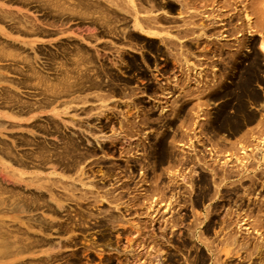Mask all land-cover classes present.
<instances>
[{
	"label": "rangeland",
	"instance_id": "obj_1",
	"mask_svg": "<svg viewBox=\"0 0 264 264\" xmlns=\"http://www.w3.org/2000/svg\"><path fill=\"white\" fill-rule=\"evenodd\" d=\"M62 1H61L62 4L67 2V1L69 2V3L67 2V5L65 3V6H67V7H68V5L70 7V6H74L76 4L75 0L74 1L73 0H62ZM91 1H94L95 3H97L98 0H91ZM105 1L99 0L98 2H101L102 4L104 2V5H106L105 8L108 7V12L104 11L105 15L107 16L106 19H108L106 21H110V20H116L117 21L118 20V24L115 21L116 24L113 23L112 25H114V27L116 29H118L117 31L119 32V34H121L122 32H126L127 36H126V34H124L125 37L120 36L121 38H118V37H114L113 35H110L108 33H105L106 35L101 34L100 30H99L100 29L99 27H101V26L98 23H97V25L93 23V20L96 17L98 19V17L100 16L98 14H93L94 9L88 10V12H90V13L85 12L87 10H84V11L82 10V12L85 13L83 15L84 17L74 15V17H71L70 19H64L63 22L65 21L66 23H68V24L65 23V26L63 25L64 23L62 24L60 21L59 24L60 23L62 24V25L60 24L61 25L60 27H62L61 29H64V28L67 29V27L70 25L68 27L70 29H67L66 30L67 32L64 35L58 34L56 31V30H58L57 28H55L54 31H52V29H49V30H51V33H48V34L46 33V34H43L41 36L36 35V34H34V36H31L33 34H30V36L28 34L26 36V34H20V33H14L16 35H14V34H12V35L15 36L16 38L23 40V41L29 40V41H35L36 42L35 44H37V45L43 44L40 47H42L43 49L45 48L44 50H48V49L54 50L55 45L60 40L65 39L66 37H69L70 35L73 36L75 39H77L78 36L85 38L84 36H86L87 34L89 35V33L90 34L93 33V34H95V36L97 38L99 37V39L94 37L93 39H90V40L86 39L83 42H80V41L79 42L81 44L89 46V47L92 46L93 48H95V46H96L95 49H97L98 51L102 50L103 46H106L107 48L104 50L105 51L104 53H105V55L107 54L106 57L108 56L107 58H109V59H107V60L110 63H114L115 61L117 62L119 60V59H117L118 55L113 54V53H116L117 50H120L123 52L121 56H124V57H122L120 67H118L120 72H121V73L119 72L118 78L121 77L119 79H121V80L123 79V80L117 81V82H110V83H112L110 85H112V86L117 85L119 87L116 86V88H115L116 91H111V92L108 90L102 91V92L98 91V90H96V91L91 90L90 92H86L85 93L86 95L89 94V96L87 95V98H88L87 102L88 103L83 104V105L81 103H78L79 105L75 104V105H77V107L73 105L75 107V109H73L74 108L73 107L72 109L67 110V115L66 114L62 115V116H60V118H58L57 116L56 117L54 116L55 113H60L65 109L64 108L65 106H60V105H63V104H60L61 103L60 100L57 102L58 104L57 103L51 104L52 106H47L46 109H45V107H42V106H40V109H37L38 107L35 106L37 108L33 109L32 110L33 112L30 111L31 112L30 113L26 110L27 114L25 115V112H22V111L18 112L17 109H15L13 111L14 107L10 106L12 104H10V105L8 103L3 104V102H5V100L4 99L2 100V97L5 98L7 94L10 97L11 94H14V95H16V98H18L20 101L22 100L21 98H23L22 102L23 101L27 102L29 99L30 100L33 99L31 102L34 103L35 102L34 100H38L40 98L37 96V93L39 91L38 90L39 89L38 88L39 87L38 86V80L37 81L34 80L35 82L34 81L31 82V84L33 83L32 85L30 84V82L28 83L31 87L33 86V88L29 87V89L28 88L24 89L21 86L17 87V86L13 85V82H15V81H13V79L16 80L15 85H17V83H18L17 81H19L21 79L20 76H18L16 74H12L10 72H6L5 75L8 77L9 81L11 78V81L10 82L9 81L6 82L5 80H1L2 82L0 81V116H1L0 123L2 122V125L0 124V127H1L0 128V148L2 147L1 142L4 143L2 145H5L4 148L2 147V149H5L6 145L8 144L7 147L9 148V146H10V148H9L10 150H12L11 149V147H12L14 150L15 156L18 157V156L25 155V153H26V155L34 154V156H38V154H36V149H35L36 145L34 144L35 142L31 141V143H30V140H35L38 142L44 141V143L46 145H48L49 147H50V143H57L60 146V144H62V141L59 140V134L60 133L55 132V130H51L48 127L49 128V131H48L49 135H48V134H45L42 131H40V129H38V131H37L36 128L29 126L30 123H34V121H35L37 125L44 127V123L46 124L48 122L49 116H51L50 117L51 119H58L59 121L64 120V125L62 128H64V126L68 127V128L71 127L72 129L67 128V131H68V133H71L76 138L78 136L77 132L78 133L82 132L83 134H85V136L81 137L80 139L77 138L79 141V147H78L79 151L85 153L89 149L92 150L94 146L96 147V145H98L97 140L103 144L102 148L96 147L97 149L95 151L96 152L95 155L92 156V154H90L91 156H89V157H91V158H88L85 161L86 163L84 164V166L88 164L86 170H88V168H93L92 171H94V176H92V177H95L96 180H99L102 178L101 172L105 171L104 173H106L107 167H114L115 166V167L121 168L123 173H121V170H119L120 172L115 171V173H111L112 177H110V179L108 178L107 180L110 181L111 184H113L114 179H116V178H120V182L125 181V180L126 181L128 180V182H130L129 186H128V189H129L128 192L125 190H123V191L117 190V192L115 194L117 196L118 193H120V194L122 193L121 196L124 198H122L119 194L117 197L118 198L121 197L122 200L118 203H123V204L125 203L124 206L128 205L130 209H124L125 207L123 206L124 208L120 207V212H119V211H116L113 209L115 206L114 204L112 206V205H104L106 203H104V204H102V203L101 204L100 203H98V204L92 203L91 204L90 203V204H87L88 205L87 206L86 204L83 203L84 207L85 206H87V207L83 208V205H82V208H80V209L85 211V213L86 212L92 213L93 215H95L94 217H96V215L98 214L96 212H98L99 210H100V212H105L106 214L107 213L109 214V212H111L112 215H114L115 217H118L119 215H121L122 219L124 220V223L123 222H111L108 224L109 226L106 225L105 227L102 228V227L98 226V224H102V223L100 221H99L100 223L96 222L98 220H96L94 217H92L95 219L94 221H93V219L90 220V219L85 218V221L87 219V221L89 223L88 224H87V222L84 223L86 225L82 227L81 232L79 229L78 230L75 229L74 231L72 229V231H73L72 237H74L75 239L77 237L76 240L80 241V243H81V244H78L79 246L85 247L86 244H88V243L90 245V243H92V242H94V243L98 242L97 238H99L102 233L107 234L106 235L107 238L110 239V241L107 240L108 242H110L109 247L103 248L101 244H97L98 245L96 247L97 252H95V253H93L94 251L90 252L91 257L86 253L87 255L85 254V256H83L84 259L82 258L83 259L82 262L86 261V263H87L86 258L90 257L91 258L90 260L92 261V262H90V264H141V263L145 264V262H146V264H148L149 262L151 264H168V263L169 264H183V263L184 264H200L202 261H203V263H201V264H219V263H222V264H238L237 259H240V258L242 260L248 259V256L251 258H254V259L257 256H258V258L259 257L262 258L261 256L264 253V251H263V249H264V245H263V243H264V223H263L264 222L263 221L264 220V212L262 210L264 208V206H263L264 205V203H263L264 202V183H263L264 178H260L262 176H259V173L262 174L264 172V171H262V170H264V160H263L264 159V147H263L264 146L263 145L264 144V142H263L264 141V91H263L264 85H262V84H264V79H263L264 78V53H262L260 51L259 46L262 43L261 42L262 37H264V23H263L264 21L262 22L263 19L261 18V16H260L261 19L260 18H259L260 20L258 19V16L255 14L253 9L255 7L256 11H257V7H258V10H259V11H257L258 13L261 12L260 9H262V11H264V6H263L264 0L260 1L261 4L258 2V4H260V6L258 5L257 7L255 5H253V4H255V2H253V3L251 2L254 0H239L240 2H238V0H235L238 3L235 2L234 0H229V1L224 0L226 2H223V3L220 2L222 0H217V2H219L221 4L230 3L229 8L228 7L226 8L225 4H224L222 7L223 10H221V8L219 9L218 7H213V5L212 6L210 5L211 7L208 6L209 7V9H208V7H206V8L203 7L202 6L203 4L202 5L199 4L197 7H195L196 9L193 8V6H190L191 8L195 9L194 10L195 12L193 10H190L191 9L190 7H189L190 9H188L189 10L188 12L187 11L185 12L184 10L182 11V13L184 12L185 14H181V12H179L181 17L178 15L179 13L177 14V12H178L177 7L174 11H172L170 9L171 10L170 12L166 11V10H169V8L167 9L166 7H161L160 9L154 8V10H153L152 8L148 9L150 7V3H147L149 5H145V3H144V5H143V2L141 0H139V1L136 0V6H138V3H140V4L142 3L141 5L144 6V8H146L148 10L152 9L151 13H153V15H155L154 13H156L157 15L160 14L163 16V15L169 13L170 15H172V18H175L176 20H178L177 21L178 23L174 20L175 23L171 22L172 24L167 25V24L163 23V26L159 25V27H161V31H163V30L164 31L163 32L158 31V34L160 35L158 38L157 37L153 38L152 36H149L151 38L150 39L148 37V35L141 34L140 38L142 41L138 40V30L135 28L136 23L138 22L135 19L136 16L138 17V10H133V9L131 10L130 9L131 7H128V5L126 4V0H122V2H125L123 5L120 4L122 2H119L120 5L117 4V1H119V0H115L116 2L114 0H110V1L105 0ZM162 1L166 2L168 0H161L160 2H162ZM179 1H181V0H179ZM182 1L187 2L188 0H182ZM231 1H232V3H231ZM14 2H16V4ZM14 2L12 0H9V1L8 0H2V1L0 0V7L3 10H8V11L13 10V12L15 11L19 15H22L25 12L24 14L28 15L31 18L34 17V19L40 24L52 22L51 19L53 17L52 18L47 17L50 21L47 20L46 17L43 18L44 13L42 10H39L38 7H35L36 4H32V6H31L30 3H29L30 5L25 3L26 6L25 5L23 6L24 3H22V2L19 3L20 1L14 0ZM175 2L177 3V1H175ZM1 3H3V4H1ZM9 3H11V4H9ZM73 3H74V5H73ZM114 3H115V6H112V5H114ZM151 3L153 5V2H151ZM17 4L18 5L22 4V6H20V5L18 6ZM116 4L118 5L117 8H116ZM125 4H126V6H125ZM178 5H180L179 2H178ZM216 5H217V3H216ZM256 5H257V3H256ZM230 6H232V8ZM28 7H33V8L29 9ZM122 7H125V8H122ZM217 8L219 10H221V13L223 15H225V17H224L221 14L220 17H221L222 21H224V22L226 21L224 23V25H226V26H225L224 31H223L224 28L223 29L220 28L221 30H218V33L216 32V34H215L213 32L212 33L209 32L208 27L211 28L212 24H210L206 20L205 17L211 18V16H212V18L215 17L216 18L215 20H218L217 15L219 14V12H218ZM26 9H28V10H26ZM123 9H125V10L122 11ZM136 9H138V8H136ZM178 10H179V7H178ZM28 11H30V12H28ZM128 11H129V13H128ZM115 12H117V13L115 14ZM87 13L89 14L88 15L89 20L92 21L91 22L92 24L90 23V21L88 20V18L86 16ZM112 13H114V14H112ZM142 13L143 12H141V15H142ZM119 14H121V15H119ZM243 14L244 15L249 14L250 17L253 18V22L256 21L255 23H257L258 25H261L262 29L254 28V29L248 30V32H247V29L243 28V27H245L244 26V20H243V17H244ZM113 15H115V16H113ZM144 15L148 16V14H144ZM190 15L191 16L193 15L195 17L197 16V18L194 17L193 20L192 19L190 20L189 19V17H191ZM229 15L232 18L231 21L233 20L231 22V25L227 23V22H230L229 21V18H230ZM92 16H93V20L91 19ZM115 17H116V19H115ZM185 18H187V19H185ZM119 19H122V21H120ZM204 19H205V22L206 23L208 22L209 24L208 23L206 24L204 22ZM6 21H8V20L5 19L4 22H0V30L3 29L5 33H9L10 31L8 30V28L6 26L7 25ZM46 21H48V22H46ZM101 22L102 21H100L99 23H101ZM212 22H215V21H212ZM189 23H190V25L193 24V26H190V27H192V28L195 27V31H193V34L190 33V35H188V36L180 34L179 35L180 41H179L178 37H176V35H175V34H177L176 33L177 29L174 27L178 26L180 29L178 31H183V27H185L186 24L189 25ZM194 24H196V26ZM201 24L202 25H204V24L205 25H211V26H207V27L205 26L206 27L205 29L207 31L206 32V31H202V29H198V28H200ZM227 24H228V27H227ZM166 25H167V28H166ZM218 25H216V26L214 25V26L217 27ZM42 27H44V25H42ZM46 28H48V27H46ZM207 28H208V30H207ZM218 28H219V26H218ZM235 28L237 29V32L235 31L236 30ZM231 29L232 30L234 29L233 32L235 31V33H233L231 31ZM256 29L257 30L259 29L258 32ZM84 30H86V31H84ZM91 30H93V31H91ZM251 30L253 31V33L250 32ZM254 30L256 31V33L254 32ZM127 32H130L131 34L127 33ZM222 33H223V35H222ZM238 33H239V35H238ZM128 34L130 35V37ZM82 35H84V36H82ZM207 36L210 38V41H206V42L215 41L219 38L224 37L223 39H227V42H228V44L227 43L225 44V45H227L226 48L227 47L228 48L229 47H232V48H236V47L240 48L241 47L240 48L241 56L247 54V60L249 59L248 62H251L253 64L254 63L258 64V67L260 68V72H258L259 74L257 75V77L258 76L263 77V78L258 77L259 78V79L257 78L258 80L253 81L254 82V88L256 87L257 94L259 95V97H258V95H256L257 100L258 99L259 100L258 101L256 100L253 102V103H256L255 106L251 102L250 103L245 102L246 113H248L247 111H249L248 114L250 115V113H251V115L253 117L251 115L250 116L253 118L254 121L252 122V120H250L251 122L249 123V119H251V117H249V119H248V115H247L246 118H247L248 122H247V120H244V124L239 128L240 131L237 132L238 134L240 132V134L238 136H237L236 132L234 134H233V132H229L230 134H232L231 135L232 137H230L227 134H225L227 132L224 133L222 131L216 132V135H215L214 130L218 131V128L215 127L214 129H212V127H211V122L213 123V121H215V122L217 121L216 125L218 124V118H217L218 116L217 115H218V113L220 115L221 108L225 107L226 104H229L228 105L229 107H226V111L229 109L228 110L229 112L227 111L228 113H230L231 115H233V114L237 115L238 113H236L237 112L236 110H237V107L239 104H237L238 102H236V100L233 101L230 99H223V98H220L221 96L219 98L218 97L216 98L215 93L216 94L218 93V88L216 86L217 81H216V78L214 79V76L217 75L216 72L219 71V68L223 64H226L227 61L228 62L233 61L236 63L237 60L236 59L233 60L232 57L227 56L228 54H226V48H224V47L220 50L221 52L219 51L220 55L218 54V52L214 53L212 51L214 49V47H212L210 44L207 45L206 43H204L205 40L208 38ZM226 36H228V38ZM142 38H144L146 41L144 42L143 41L144 39H142ZM162 38H169L170 39L168 41L169 43H165L163 41L160 42V40ZM157 39H160V40L157 41ZM173 40H175V41H173ZM69 41H70V43L74 42L73 39H69ZM263 41H264V39H263ZM63 42H65V41L63 40ZM149 42L151 45H152V43L156 44L158 47H160V49L162 48V50L165 49V47H166L165 51L166 50L170 51V53L166 51V53H168V55L164 53V57H163V55H160L163 57V58L162 57L161 58L164 59V61L163 60L157 61L158 59H160V56H159V58H156V62H158V63H157V65L155 63L154 66L155 67L157 66V68L152 66L155 71L150 72V73H152L153 78H156L154 80L153 84H155L156 86H157V84L162 85L163 89L165 91L164 90L162 91L160 88H155L151 83L147 84V82H148L147 80L144 81L142 79H138V73H137L138 70L137 71L132 70V69L128 68V65H126V64H128V62L138 63V57H139L138 55L139 54H146L148 57L153 55L150 53V51L148 50V47H147V44H149ZM159 42H160V44H159ZM172 42H174L175 45H177L179 43V45L177 47H175L172 45L173 44ZM176 42H178V43L176 44ZM200 42H202V43H200ZM70 43L68 42V45ZM204 45H206L207 48ZM230 45H232V46H230ZM144 46H145V48H147V50L149 52L146 49H144ZM171 46L174 47V49H172ZM181 46H183V47H181ZM196 46H198V49ZM170 47L172 50L170 49ZM204 47L206 48V50L207 49L208 50L206 51L207 53L205 52V54H202V53H204ZM25 48H26V52L17 51V53L21 52L20 53V54H22V56L20 55L21 57H24V56L29 54L32 57L38 56L40 58V59H38L39 63H43L46 61V59L39 53V51H41V50L38 49L36 51L34 49H30V47H25ZM36 48H37V46H36ZM177 49H179V51ZM175 50H177V51L175 52ZM180 50L181 51L186 50L188 53L186 51L185 52L183 51L180 55V52H181ZM163 51H161V52H163ZM171 52H172V54L174 53L175 55L170 56ZM177 52H179V53H177ZM184 53L186 55H182ZM160 54H163V53H160ZM213 54H215V55H213ZM166 55L168 56V59L166 58ZM187 55L190 56L191 59H188L189 57ZM204 55H206V56H204ZM209 55L210 56L213 55L212 59ZM173 56H175V58H173ZM208 56H209V58H208ZM252 57H254V58H252ZM255 58H256V60H255ZM5 59L7 60L8 58H5ZM199 59H200V62H198ZM126 60H127V62H126ZM165 60L168 62V72L170 73L169 74L168 72H166L168 75L167 74L165 75V73H162V70H166L165 69L166 65H164ZM224 60H227V61H224ZM247 60H244L245 63H248V62H246ZM256 61H257V63H256ZM181 62H182V65L180 67L179 63H181ZM186 62H187L188 66L186 65ZM192 62L193 63L195 62L196 65H195V63L193 64ZM230 63L231 62H229V64ZM6 64H10V59H8L6 62L0 61V66L6 65ZM121 64H122V66H121ZM190 64L192 65V67L194 69L192 71L191 75L194 74L196 76L198 73L199 74H200V72L202 73V74H200L201 77L199 79L197 77L196 80H192V78L190 76L186 77V75H183V74L187 73L186 72L187 69H188L187 74L190 73L189 72L190 71L189 69L191 67ZM204 64L206 66H208V65H211V66H209L210 68H208ZM91 65H87V67L90 66L89 68H92V66L94 64L92 66ZM254 65H252L251 67L253 68ZM183 66L184 67L187 66V67L184 68ZM195 66H197V67H195ZM118 68H116V69L118 70ZM137 68H138V64H137ZM181 68H182V70L185 71V73H183L182 71L180 73L179 70ZM195 72H197V74H195ZM180 74H182L181 77H180ZM154 76H156V77H154ZM166 77H170V78H166ZM179 77H180V79H179ZM17 79H19V80H17ZM170 80H173V82ZM226 81L228 82V80H225V82ZM11 82H12V84H10ZM53 82H55V81H53ZM156 82H157V84H156ZM167 82L169 84H167ZM176 82H178L177 86H176ZM35 84H37V85H35ZM120 84H122L123 86ZM125 84L127 85V88L124 87V86H126ZM147 85H148V87H151L152 89L155 88L156 93L154 90H152L150 88L147 90L148 93L146 94V92L144 90H145V87H147ZM173 85H174V87H173ZM120 87H122L121 88L122 90H120L122 92L119 91ZM3 88L6 89L7 94L4 91L5 89H3ZM8 89L11 91L12 90L13 91L16 90V91L11 92V91H8ZM124 89H125V91H123ZM258 89H259V91H258ZM1 90H2V92H1ZM153 91L155 94H153ZM10 92H11V94H10ZM27 92H28V94H30L32 96H30V95L28 96ZM16 93H18L21 97H18V94H16ZM95 93L98 95H104V96H106L108 94L109 96L107 95L108 97L106 96L107 97L106 99H109V100H107V101L105 100V102H102V101L98 100L99 98L98 99L95 98L97 96ZM122 93H123V95L120 96ZM2 94H4V95L6 94L5 97ZM33 94H36V95H33ZM85 94H83V93L77 94V97L78 96L80 97L81 95H82V97H86V96H84ZM34 96H36V97H34ZM162 97H165V98H162ZM166 97L168 99H166ZM212 97H214V98H212ZM25 98L26 99L28 98V100L26 101ZM74 98H76V97H74ZM91 98H93V99H91ZM65 99H66V97H64V99H62V101H66ZM30 100L28 101L29 103H31ZM156 101H160V105L158 104V106L155 107ZM230 102L235 106H233ZM140 103L142 105H139ZM5 104H7V105L4 106ZM100 105L105 106V107L102 108ZM8 106H10V110H8L9 108L6 109V107H8ZM88 106H89L88 110H90L91 112H89L90 115H85L84 113H86V110H87L85 108H87ZM95 107L96 108L98 107L99 109L97 108L95 110ZM53 108H54V110H52ZM83 109L85 110V112H83L84 111ZM232 109H233V112H232ZM217 111H219V112H217ZM234 111H236V112H234ZM14 112H16L15 114H16L17 118L18 119L21 118V119L18 120L16 118ZM20 112H22L24 115L22 114V116H21ZM17 114L20 115V117ZM107 114H108V117H110V119L107 117ZM214 114L217 117L214 116ZM99 115H101V116H99ZM46 116H48V117H46ZM7 117H11V118L15 117V120L9 119ZM79 117H82V118H79ZM105 117H107V118H105ZM72 118L76 119L75 125H76V123L78 124L77 130L74 129L72 126L73 125V123L71 121ZM103 118H105V120ZM131 118H132V120H131ZM90 119L91 120L93 119V120L90 121ZM241 119H243V118L241 117ZM2 120H4L6 123L10 122L11 125H8L9 123L7 125H5L6 123ZM28 120H30V121H28ZM111 120H112V123H111ZM117 120L119 121V123ZM124 121H126V122H124ZM134 121H136V122H134ZM257 121H259V122H257ZM3 122L5 124H3ZM11 122L17 123V124L19 123L18 124L19 126L18 125L15 126ZM132 122H133V125L135 123V125H134L135 130L138 129V133L133 132L132 134L134 136L129 137V140L131 143L130 142L126 143V140L122 139L124 141L119 140L120 143L111 144L112 142H110V141L112 139V136L115 134L113 132H117L119 129H121L122 128L121 126H123V128L133 127V126H130ZM245 122L247 123V127H244V126H246ZM61 123L63 124V122H61ZM20 124H22V125H20ZM25 124H27V126H25ZM123 124L126 126H124ZM249 124L251 126H249ZM257 124H258V126H257ZM12 125H14V127H12ZM260 125H261V127H260ZM7 126H9L10 128H7ZM136 126H138V127H136ZM3 128H5V129H3ZM241 130H243V131L241 132ZM53 132H55V133H53ZM223 135H225V136H223ZM26 136H28V138ZM233 136H234V138H233ZM110 137H111V139H110ZM20 138H22V140ZM84 139H85V141H83ZM164 139L168 143L169 149L172 150V154H173L172 162L169 161L170 163L162 166V169L159 168V170L154 169V171H151L146 166L147 159H145V156H146L147 150L152 148L153 143L164 140ZM223 139L225 140L226 143L228 142L227 144H225V142H223V144L226 146L225 148H227L228 147L227 145L230 144L229 147L231 149L227 148L229 151L227 149L224 150V148H222L221 144H222ZM237 139H238V141H236ZM239 139L242 140L243 143ZM18 140H19V142H17ZM218 140L220 141L221 144L219 143ZM24 141H26V142H24ZM230 141H232V142H230ZM239 141L241 143H239ZM133 142H136V143H133ZM256 142H259V143L257 144ZM29 143L33 147H30L31 145L28 146ZM94 143H97V144L95 145ZM218 143L221 145V147H220V145H218ZM232 143L233 144L235 143L236 145L238 143L240 144V145L238 144L239 146L234 145L235 148L239 147V149H234L235 151H237V150L239 151V152L237 151L238 154L236 152H234V150L232 149V147H233ZM81 144L84 145V147H88V149L83 147L84 149H86V150H83L81 147L82 146ZM241 144H243V147ZM244 144H246V145H244ZM260 144H262V145H260ZM14 145H15V147L16 146L17 147L15 148ZM23 145H25V146H23ZM115 145H117V146H115ZM249 146H251V147H249ZM219 147L222 148V152H221V149ZM255 147H257L256 150L254 149ZM218 148L220 149V151L218 150ZM241 148H246L245 150H247V151L249 150L248 151L249 153L247 152V154L250 157V160L252 159L251 155L255 157V154L257 151L262 153L259 156H256V158L252 159V164H254V165L247 167V170L246 169L242 170L240 167V164H239V161H242ZM98 149H100V150H98ZM123 149H124V152L122 151ZM250 149L252 151H250ZM26 150L28 153L25 152ZM22 151L24 154L22 153ZM29 152H31V153H29ZM120 152H123V153H120ZM224 152H226V153H224ZM233 153H236V155H234ZM229 154L230 155L232 154L231 155L232 157L231 156L229 157ZM0 157L3 160H5L4 163H7V165L4 166L2 159H0V170H2V172H3L2 173L0 171V173H1L0 174V178H1L0 182L3 184V186L7 184L6 187H8V182L6 181V179L8 180L10 178L11 180H8L9 181V187L8 188H10L9 191L12 190L11 188H13V187L18 188V186H19L18 189L15 188L16 190H14V192L16 191L15 193L19 194L20 191H21L20 193L25 191V192H23L22 196H24L25 194H27V196H29V193L31 192V191L29 192V190L36 191L39 193L44 192L43 189H41V190L39 189L40 191L38 189L36 190L35 186H29L26 188V184H25L26 182L25 181H28L26 178H28L30 183H31V181L33 180V179L30 180V178H32L31 176L35 177L36 175H41V176L47 177V176L51 175L50 177H52L54 170H56L55 174L63 175V174H61L62 172L57 169L54 162H52L53 164L50 163V164L42 166L39 163V160L37 157H36L37 160L35 159L36 162L33 161V163L32 162L29 163V165L31 167L29 168V166H28L27 167L28 169L23 168L20 165L16 166L17 164L13 163L14 160H13L12 156L6 157L3 155V153L1 154V152H0ZM11 157H12V160H11ZM5 158L6 159L8 158V159L6 160ZM9 159L12 161L11 163H10ZM95 159L96 160L99 159V160L96 161ZM228 159H230V160L234 159V160L230 162V160H228ZM87 161H88V163H87ZM132 162H137L136 163L137 166L134 169H132V171H131L129 169V166L131 168H133L135 166ZM227 162L230 164L226 169H224V170H226V173L224 172V175H223L221 172L222 166H223L222 164L227 163ZM8 163H9V165H8ZM89 163H90V165H89ZM12 164H16V165H12ZM35 164H37V165H35ZM33 165L35 166V168H33L34 167ZM40 166L42 168H39ZM142 166H144V167L146 166L144 169L145 175L140 174V171H141L140 168ZM37 167H38V169H37ZM3 168H5V170ZM260 169H262V170H260ZM3 170L8 171V172H12L13 170H15V171L19 172V173H17L18 175H20L19 177H21L22 172H24L25 174L23 173V175H25V176H22V177L25 178L26 180L23 182L22 181L20 182L18 180L20 178L17 176V174H16V176L14 174V173H16L15 171H13L12 175L10 173L6 172V173H8V175H7V174H5V172ZM9 170H11V171H9ZM242 171H245V172L242 173ZM58 173H60V174H58ZM30 174H31V176H30ZM9 175H10V177H9ZM65 175L70 177L69 174H65ZM71 175H72L71 177L74 176L73 173ZM12 176L18 177V179L15 178V179H17V180H15ZM263 177H264V173H263ZM4 180H5L6 184H4L5 182H2ZM11 181H14L16 183L18 182L19 185L17 183V185L14 186L16 183H12ZM10 182H11V185H10ZM34 182L36 183L37 181L34 179ZM115 182H116V180H115ZM12 184H13V186H12ZM252 184H254V185H252ZM117 186H119V185H117ZM22 187H24V188H22ZM154 187L158 190L157 191L154 190V192H153V190L151 191V189H153ZM4 188H5V186H4ZM148 190L150 192H153V193L145 192ZM144 192H145V194H144ZM146 193H148L147 194V195H149L148 197L146 196ZM3 194H5L4 195L5 197L4 196L2 197ZM143 194L145 195V197L142 196ZM10 195L11 194L8 192V190H6V191L4 190V192L1 194V198H4V199L7 198L8 199V198H10ZM6 196H9V197H6ZM134 197L136 198L135 201H134V199H135ZM129 200L130 201L132 200L131 201L132 203L134 201L135 204H132L131 202H129ZM89 202H91V201H89ZM154 202H155V204L157 203L156 207L159 206L158 207L159 209L153 208L154 210H152L153 211L152 212L150 209V206H151V203L154 205ZM257 203H258V205H257ZM71 204H72V206H71ZM145 204H147L148 206L147 205L145 206ZM65 205L67 208H69V213L67 212V214L62 213L61 215H56L54 213L52 214V212L48 211L47 209L45 211V208H41L42 209V210L40 209L41 211L37 210L35 212H32L31 215H34L33 217L36 218L38 216H35V214L37 215L39 213L38 214L39 217L44 219V220H54V225L56 223L57 224L68 223L69 221L64 222L67 219V216H68V219H71L73 217V219H71L69 223L75 224L74 219L77 218V215L79 212L77 213L76 211H78V210L77 209H75L76 211L74 210L75 206L73 207V203H66ZM92 205H95V206H92ZM94 207L95 208L97 207V208L95 209ZM160 207H162V208H160ZM86 208H88L89 211H87ZM92 208L94 210H92ZM2 209L6 210V211L4 212ZM9 209H11L10 210L11 212L7 211ZM148 209H149V212H148ZM12 210H15V211H12ZM17 210H18V208L13 207V206H11V207H9L7 205L6 206H0V211H3L2 213H0V223L1 224L4 223L3 225L5 226V228L10 230V232L13 230V232L16 231V233L22 234L21 235L22 238L20 237V235H18L16 233L12 234V235L10 234V236L15 235V237H19V239H27V237L30 238V236H28V235L32 234L31 237L35 238V239L30 238L32 240H38V238H41V237H45L47 239L50 238L51 243H52L51 245H53V244L55 245L58 242H60V239H64V238H67L68 236H70L69 234H67L68 236L66 234H63L64 236L62 234L61 235L58 234L57 226L52 228V230H50L49 233L47 232L48 234L41 232L40 229L35 227V224H32L33 223L32 221L29 222L25 218V214L22 215V214L18 213ZM127 210H129V211H127ZM156 210H158L161 213V214L160 213L157 214L159 217L154 213V211H156ZM150 211L152 212V214L154 213L153 216H151V217L154 218V216H155V218H154L155 221H153V223L148 224V222H150V219H148L150 217V214H148V213H151ZM13 212H15V213H13ZM48 212H50V213H48ZM9 213H11V214H9ZM235 213L238 215V217H237V215L235 217ZM71 215H72V217H71ZM56 216H58V217H56ZM22 217H24V218H22ZM97 217H98V215H97ZM119 218H120V216H119ZM119 218L117 220H120ZM3 220L4 221L7 220V222H4ZM8 221H9V224H8ZM114 221H116V220H114ZM146 221H147V223L144 224ZM95 222H96V224H95ZM142 222L144 225L142 224ZM24 223L25 224L27 223V225L32 224V226H34V227H32L33 229L32 228L29 229V228L25 227L26 225ZM231 223H232V225H231ZM147 224L149 225V228H147L148 230L146 229V227H148ZM235 224H242V226H244L243 228H245V229H244V231L242 230L243 234H241L239 236L236 234ZM11 226H13V228ZM143 226H145V227H143ZM188 226H190L192 228V232H193L192 234L193 235L192 234L190 235V233L187 231ZM98 227H100V228H98ZM207 227L209 230L207 229ZM232 227L234 229H232ZM16 228L19 231L15 230ZM25 228H27V229H25ZM85 228H87V229L85 230ZM90 228H91V230H90ZM21 229H23V232ZM102 229H104L105 232L100 231ZM150 229H152L151 233L152 234L154 233V237H156L157 246H155L153 244L154 242L152 243L153 244L152 245L151 243H149L150 241H148V238H149L148 235L149 234L146 231H149ZM109 230H110V232H109ZM141 230H142V232L145 231L147 234L145 232H143L144 234L142 236V232H140ZM204 230H205V232H204ZM246 230H248V231L245 232ZM53 231H56V232H53ZM24 232H25V237L29 233L26 238L23 237ZM257 232L259 235L257 234ZM261 232L263 235L260 234ZM1 234L2 233H0V241L3 238L4 239L2 241H4L6 238L5 242L8 241L7 238L11 239V240H16L15 237L11 238L10 236H6V235H4L5 236L4 237L3 234L2 235ZM33 234L36 235L37 237H35ZM82 234H84V235L81 236ZM44 235H48V236H44ZM236 235L238 236V238H237L238 242L234 241V236H236ZM260 235L262 236L263 240L261 239ZM145 236H148V237L146 238ZM259 236H260V238H258ZM143 237H145V240ZM244 237H245V239H244ZM80 238H82V239H80ZM88 238H89V242H88ZM146 239H147V241H146ZM142 240H144V241H142ZM239 240L242 241L243 243L240 242ZM141 241H142V243H141ZM82 242H83V244H82ZM143 243L144 244L147 243V244H145V246H143L144 245ZM241 243H242V246L245 243L243 247H240ZM248 243H249V245H248ZM261 243L263 246L261 245V248H260L259 244H261ZM238 245H239V248H238ZM44 246H40V247L38 246L40 248V249L38 248V250H40L42 252ZM48 246H45V248H49ZM139 246H142V248L146 247L145 251H140ZM185 246H187V247H185ZM255 246H256V248H255L256 251L254 249ZM67 247L71 248V245L67 246ZM73 247L74 246H72V250L68 249V248L65 250V251L71 250L70 252L69 251L65 252L66 255L68 253L71 254V252H73V250L76 249L75 247L73 249ZM245 247H246V250H245ZM262 247H263V249H262ZM154 248L156 249V252L154 250H152ZM258 248L260 249V251ZM38 250H36V252H35V249H34V250H32L33 252L29 251L26 254L23 253L21 255L13 254L11 256L9 254L10 256L8 255V257L4 253H2V254L0 253V264H8V263L9 264L10 263L11 264H22V262H23V264H25V263L29 262L30 260H31L30 262H34L35 264H37L39 261H41L42 256L43 257L45 256L42 253L47 249L43 250L42 253ZM212 251L215 253H213ZM256 252H258V253L262 252L261 253L262 255L259 254L260 255L259 256L258 253H256ZM143 253H146V254L148 253V254L146 255ZM245 253H246V255H245ZM138 254L140 257L138 256ZM215 254L217 255L216 257H215ZM80 255H81V253H80ZM152 255H153L155 260L152 258ZM149 256H151L150 258H152L153 260L152 259L149 260L150 258L149 259L146 258ZM258 258L255 259V262H257V264H259L260 262L262 264H264V255L262 258L263 260H261L260 258L258 259ZM259 260H261V261H259ZM217 261H219V262H217ZM30 262L27 264H32ZM49 262L50 263H48V264H61V261L58 259H56L55 261L49 260ZM83 263H85V262H83Z\"/></svg>",
	"mask_w": 264,
	"mask_h": 264
},
{
	"label": "bare ground",
	"instance_id": "obj_2",
	"mask_svg": "<svg viewBox=\"0 0 264 264\" xmlns=\"http://www.w3.org/2000/svg\"><path fill=\"white\" fill-rule=\"evenodd\" d=\"M2 1V0H1ZM9 1V0H8ZM13 2H14V0H12ZM16 1H20L19 3H24L23 4V6L25 5L26 6V4L25 3H27V4H31V6H32V4H36L35 5V7H38V9L39 10H42L43 11V13H44V16H43V18L44 17H49V18H52L51 20H52V22H49V23H38L35 19H34V17L33 18H31V17H29L28 15H26V14H22V15H19V14H17L15 11L13 12V10H11V11H8V10H3L1 7H0V22H4V20L6 19V20H8V21H6V26H7V28H8V30L10 31L9 33H5L4 32V30L3 29H1L0 30V61L1 62H6L8 59H10V64H6V65H1L0 66V81L1 80H5L6 82L7 81H9V79H8V77L5 75L6 74V72H10V73H12V74H16V75H18V76H20L21 77V79L19 80V79H17V80H19V81H17L18 83H17V85H15L16 83V80L15 79H13V81H15V82H13V85L14 86H21V87H23L24 89H29V87H31L28 83L30 82V84H31V82H33L34 80H38V93H37V96L38 97H40L38 100H34L35 102L33 103V102H31L32 100H30V102L31 103H29L28 101V98L26 99V101L27 102H22V100H23V98H21L22 100L20 101L18 98H16V95H14V94H11V92L13 91H11V90H9L8 89V91H11L10 92V97L8 96V94H7V92H6V89L5 88H3V89H5L4 91L6 92V97H5V95L4 94H2V95H4V97L5 98H3L2 97V100L4 99L5 100V102H3V104L4 103H8L9 105L10 104H12V105H10L11 107H14V109H13V111L15 110V109H17V111L19 112V111H22V112H25V115L27 114L26 112L28 111V112H30V111H32L33 109H35V108H37V109H40V106H42V107H45V109H46V107L47 106H52L51 104H54V103H57L59 100L61 101V103L60 104H63V105H60V106H65L62 110V112H60V113H55L54 114V116L56 117H58V118H60V116H62V115H67V110H69V109H72L74 106H76L77 107V105H75V104H78V103H81L82 105L83 104H86V103H88L87 102V95L89 96V94H85L86 92H90L91 90H98V91H116L115 90V88H116V86L117 85H114V86H112V85H110V84H112V83H110V82H117V81H122L121 79H119V78H121V77H119L118 78V76H119V72H120V70H119V68L118 67H120V63H121V60H122V57H124V56H121L122 55V51H120V50H117L116 51V53H113V54H117L118 55V58L117 59H119L117 62L115 61L114 63H110V62H108V60L107 59H109V58H107L106 57V55H105V49L107 48L106 46H103L102 47V50H100V51H98L97 49H95L96 48V46H95V48H93L92 46L91 47H89V46H86V45H83V44H81L80 42H83V41H85L86 39H88V40H90V39H93L94 37H96L95 36V34H93V33H89V35L87 34L86 36H84V35H82V36H84L85 38H83V37H80V36H78L77 37V39H75L73 36H69V37H66L65 39H62V40H60L56 45H55V49L54 50H52V49H48V50H44L42 47H40L41 45H43V44H41V45H37V44H35L36 42L35 41H29V40H25V41H23V40H21V39H19V38H16L15 36H13L12 34H14V33H20V34H26V36L29 34V36H30V34H33V35H31V36H34V34H36V35H39V36H41V35H43V34H48V33H51V30H49V29H52V31H54V29L55 28H57L58 30H56L57 31V33L58 34H61V35H64V34H66V30L67 29H70V28H68L67 27V29H61L62 27H60L63 23V25L65 26V21L63 22V20L64 19H70L71 17H74V15H78V16H80V17H84L83 15L85 14L84 12H82V10L84 11V10H87V11H85V12H88V10H93L94 9V12H93V14H98V15H100L99 17H98V19H97V17L93 20V16H92V20H93V23L94 24H96L97 25V23L101 26V27H99L100 29V33L101 34H105V33H108V34H110V35H113L114 37H118V38H121L122 36H124V34H126V32H122L121 34H119V32L117 31L118 29H116L115 27H114V25H112L113 23H115V21L116 20H110V21H106V20H108V19H106L107 18V16L105 15V12L104 11H106V12H108V7L107 8H105L106 7V5H104V2H103V4L101 3V2H98L97 1V3H95L94 1H91V0H75L76 1V4L74 5V3H73V5L74 6H70L69 7V5H68V7L67 6H65V3H66V5H67V2H65V3H61V1L62 0H16ZM74 1V0H73ZM105 1V0H104ZM108 1V0H107ZM110 1V0H109ZM115 1V0H114ZM139 1V0H138ZM142 2H143V5H144V3H145V5H149V4H147V3H150V7L148 8V9H150V8H152L153 10H154V8L155 9H160L161 7H166L167 9L169 8V10H166V11H174L175 9H176V7H177V14L179 13V12H181V14H185L184 12L182 13V11L184 10L185 12L187 11H189L188 9H190L191 7L190 6H193V8H195V7H197L199 4L200 5H202L203 7H208V6H212L213 5V7H218L219 9L221 8V10H223L222 9V7H223V5L225 4V7L227 8H229V4L230 3H224V4H221V3H223V2H226V1H224V0H222V1H220L221 3H219V2H217V0H188L187 2L186 1H179V0H168V1H166V2H160L161 0H141ZM175 1H177V3L175 2ZM229 1V0H228ZM235 1V0H234ZM260 1H263V0H254V1H251L252 3L253 2H255V4H253V5H255L256 7L259 5L260 6ZM4 2V1H3ZM63 2V1H62ZM106 2V1H105ZM116 2V1H115ZM119 2H122V0L120 1H117V4H119ZM151 2H153V5H152V3ZM178 2L180 3V5H178ZM235 2H237V1H235ZM238 2H240L239 0H238ZM237 2V3H238ZM258 2L260 3V4H258ZM15 4H16V2H14ZM13 3V4H14ZM18 3V2H17ZM69 3V2H68ZM107 3V2H106ZM110 3V2H109ZM113 3V2H112ZM125 2H122V3H120L121 5H123ZM216 3H217V5H216ZM231 3H232V1H231ZM256 3H257V5H256ZM1 4H3V3H1ZM9 4H11V3H9ZM29 4V5H30ZM116 4V8L118 7V5ZM119 4V5H120ZM126 4L128 5V7H131L130 9L132 10H138V17L136 16L135 17V19L138 21H136L137 23H136V26H135V28L138 30V40L140 41L141 40V38H140V35L141 34H145V35H148V37L149 36H152L153 38L155 37H159L160 35L158 34V31L160 32L161 31V27H159V25H162L163 26V23H165V24H172L171 22H173V23H175V21L177 22L178 20H176L175 18H172V15H170L169 13H167V14H165V15H160V14H156V13H154L155 15H153V13H151V10H148V9H146V8H144V6H142L140 3H138V6H136V0H126ZM126 4H125V6H126ZM215 4V5H214ZM222 6H221V5ZM250 4V3H249ZM18 5V4H17ZM20 6H22V4H19ZM18 5V6H19ZM72 5V4H71ZM240 5V4H239ZM108 6V5H107ZM112 6H115V3H114V5H112ZM210 6V7H211ZM221 6V7H220ZM262 6V5H261ZM264 6V5H263ZM72 7V8H71ZM121 7V6H120ZM178 7H179V10H178ZM190 7V8H189ZM201 7V6H200ZM212 7V8H213ZM231 8H232V6H230ZM253 7V6H252ZM251 7V8H252ZM25 8V7H24ZM29 9L30 8H33V7H28ZM122 8H125V7H122ZM136 8H138V9H136ZM165 8V9H166ZM193 8H191L190 10H195V9H193ZM217 8V9H218ZM225 8V9H226ZM260 8V7H259ZM263 8V7H262ZM35 9V8H34ZM37 9V8H36ZM110 9V8H109ZM112 9V8H111ZM171 9V10H170ZM208 9H209V7H208ZM218 9V12H219V14L217 15L218 16V20H215L216 18L215 17H213L212 18V16H211V18L210 17H205L206 18V20L210 23V24H212V26L211 25H202L201 24V26H200V28H198V29H202V31H206V27L207 26H211V28L210 27H208L209 28V32H213V33H215L216 34V32L218 33V30H221L220 28H224L223 29V31L225 30V26L226 25H224V23L226 22H224V21H222L221 20V17H220V15L222 14L221 13V10H219ZM250 9V8H249ZM26 10H28V9H26ZM113 10V9H112ZM125 9H123L122 11H124ZM128 10V9H127ZM163 10V9H162ZM204 10V9H203ZM213 10V9H212ZM243 10V9H242ZM245 10V9H244ZM254 12H255V14L258 16V19L260 18V16H261V18L263 19L262 20V22L264 21V11H262V9H260V13H258L257 11H259L258 10V7H257V11H256V8L254 7ZM38 11V10H37ZM130 11V10H129ZM129 11H128V13H129ZM208 11V10H207ZM21 12V11H20ZM28 12H30V11H28ZM39 12V11H38ZM141 12H143L144 14H148V16H146V15H144L143 13H142V15H141ZM153 12V11H152ZM155 12V11H154ZM159 12V11H158ZM195 12V11H194ZM204 12V11H203ZM213 12V11H212ZM253 12V11H252ZM40 13V12H39ZM88 13H90V12H88ZM87 13V18H88V20H89V14ZM117 12H115V14H116ZM125 13V12H124ZM173 13V12H172ZM32 14V13H31ZM107 14V13H106ZM112 14H114V13H112ZM126 14V13H125ZM132 14V13H131ZM174 14V13H173ZM191 14V13H190ZM206 14V13H205ZM208 14V13H207ZM119 15H121V14H119ZM134 15V14H133ZM176 15V14H175ZM179 16H180V13L178 14ZM189 15V14H188ZM199 15V14H198ZM212 15V14H211ZM223 15V14H222ZM233 15V14H232ZM244 15V14H243ZM31 16V15H30ZM51 16V17H50ZM113 16H115V15H113ZM118 16V15H117ZM116 16V17H117ZM131 16V15H130ZM129 16V17H130ZM177 16V15H176ZM178 16V17H179ZM191 16V15H190ZM209 16V15H208ZM216 16V15H215ZM224 17H225V15H223ZM230 16V15H229ZM104 17V18H103ZM116 17H115V19H116ZM181 17V16H180ZM194 17L195 16H191V17H189V19L191 20H193L194 19ZM38 18V17H37ZM36 18V19H37ZM86 18V17H85ZM127 18V17H126ZM188 18V17H187ZM187 18H185V19H187ZM195 18H197V16L195 17ZM235 18V17H234ZM260 18V19H261ZM231 16H230V18H229V21L230 22H227L228 24H230L231 25V22L233 21H231ZM257 19V18H256ZM255 19V20H256ZM259 19V20H260ZM38 20V19H37ZM44 20V19H43ZM47 20H49L48 18H47ZM120 21H122V19H119ZM126 20V19H125ZM128 20V19H127ZM175 20V21H174ZM243 20H244V26L245 27H243V28H245V29H247V32H248V30H250V29H254V28H259V29H262L261 28V25H258L257 23H255V22H253V18H251L250 17V15L249 14H245L244 15V17H243ZM50 21V20H49ZM61 21V25L59 24V22ZM90 21V20H89ZM96 23H95V22ZM100 21H102L101 23H99ZM212 21H215V22H212ZM42 22V21H41ZM45 22V21H44ZM46 22H48V21H46ZM92 21H90V23H91ZM117 22V24H118V20L116 21ZM204 22H205V19H204ZM207 22V23H208ZM261 22V21H260ZM178 23V22H177ZM192 23V22H191ZM206 23V22H205ZM206 23V24H207ZM208 23V24H209ZM216 23V24H215ZM219 25H218V24ZM264 23V22H263ZM66 24H68V23H66ZM89 24V23H88ZM92 24V23H91ZM90 24V25H91ZM116 24V23H115ZM188 24V23H187ZM186 24V26L185 27H183V31H178V30H180L179 29V27L178 26H176V27H174V28H176L177 29V34H175L176 35V37H178V39L180 38L179 37V35L180 34H183V35H185V36H188V35H190V33H192L193 34V31H195V27L194 28H192V27H190V26H193V24L192 25H190V23H189V25H187ZM228 24H227V27H228ZM256 24V25H255ZM261 24V23H260ZM42 25H44V27H42ZM75 25V24H74ZM120 25V24H119ZM167 25H166V28H167ZM195 26H196V24H194ZM216 25H218L219 26V28H218V26L217 27H215ZM63 26V27H64ZM77 26V25H76ZM183 26V25H182ZM206 26V27H205ZM46 27H48V28H46ZM171 27V26H170ZM178 27V28H177ZM230 27V26H229ZM237 27V26H236ZM79 28V27H78ZM92 28V27H91ZM165 28V29H166ZM169 28V27H168ZM208 28H207V30H208ZM233 28V27H232ZM240 28V27H239ZM124 29V28H123ZM127 29V28H126ZM197 29V30H198ZM236 29V28H235ZM244 29V30H245ZM258 29V30H259ZM170 30V29H169ZM234 30V29H233ZM233 30L231 29V31L233 32ZM243 30V31H244ZM257 30V29H256ZM258 30H257V32H258ZM3 31V32H2ZM50 31V32H49ZM70 31V30H69ZM84 31H86V30H84ZM83 31V32H84ZM91 31H93V30H91ZM126 31V30H125ZM164 31V30H163ZM163 31H161V32H163ZM166 31V30H165ZM175 31V30H174ZM227 31V30H226ZM230 31V32H231ZM236 32H237V29L235 30ZM235 31L233 32V33H235ZM72 32V31H71ZM75 32V31H74ZM78 32V31H77ZM133 32V31H132ZM167 32V31H166ZM207 32V31H206ZM220 32V31H219ZM228 32V31H227ZM241 32V31H240ZM246 32V31H245ZM246 32V33H247ZM250 32H252L253 33V31L251 30ZM249 32V33H250ZM254 32L256 33V31L254 30ZM53 33V32H52ZM56 33V32H55ZM82 33V32H81ZM127 33H130V32H127ZM165 33V32H164ZM97 34V33H96ZM99 34V33H98ZM131 34V33H130ZM163 34V33H162ZM161 34V35H162ZM232 34V33H231ZM259 34V33H258ZM14 35H16V34H14ZM35 35V36H36ZM106 35V34H105ZM129 35V34H128ZM174 35V34H173ZM178 35V36H177ZM203 35V34H202ZM214 35V34H213ZM222 35H223V33H222ZM238 35H239V33H238ZM248 35V34H247ZM98 36V35H97ZM121 36V37H120ZM126 36H127V34H126ZM144 36V35H143ZM221 36V35H220ZM225 36V35H224ZM80 37V38H79ZM125 37V36H124ZM129 37H130V35H129ZM147 37V38H148ZM208 37V36H207ZM227 38H228V36H226ZM241 37V36H240ZM21 38V37H20ZM46 38V37H45ZM97 38V37H96ZM127 38V37H126ZM132 38V37H131ZM150 38V37H149ZM187 38V37H186ZM218 38V37H217ZM224 38V37H223ZM223 38H219V39H217V40H215V41H211V42H206V41H210V38L208 37L206 40H205V42L204 43H206L207 45L208 44H210L212 47H214V49L212 50L214 53H216V52H218V54H219V51L224 47V48H226V46L227 45H225L226 43L228 44V42H227V39H223ZM69 39H73V41L75 42H73V43H70V41H69ZM79 39V40H78ZM97 39H99V37L97 38ZM115 39V38H114ZM135 39V38H134ZM142 39H144V38H142ZM151 39V38H150ZM172 39V38H171ZM177 39V38H176ZM177 39V40H178ZM263 39H264V37H262V40H261V44H260V51L262 52V53H264V41H263ZM63 40L65 41V42H63ZM87 40V41H88ZM95 40V39H94ZM158 40H160V39H157V41ZM170 39L169 38H162L161 40H160V42L161 41H163V42H165V43H169L168 41H169ZM80 41V42H79ZM120 41V40H119ZM123 41V40H122ZM129 41V40H128ZM142 41V40H141ZM144 42L146 41L145 39L143 40ZM148 41V40H147ZM173 41H175V40H173ZM179 41H180V39H179ZM182 41V40H181ZM56 42V41H55ZM54 42V43H55ZM68 42L70 43L69 45H68ZM93 42V41H92ZM127 42V41H126ZM160 42H159V44H160ZM67 43V44H66ZM173 44V46H175V47H177L178 45H179V43L178 42H176V44L177 45H175L174 44V42H172ZM200 43H202V42H200ZM108 44V43H107ZM122 44V43H121ZM126 44V43H125ZM89 45V44H88ZM97 45V44H96ZM100 45V44H99ZM103 45V44H102ZM110 45V44H109ZM151 47H150V46ZM166 45V44H165ZM169 45V44H168ZM200 45V44H199ZM36 46H37V48H36ZM108 46V45H107ZM160 46V45H159ZM163 46V45H162ZM206 48H207V46L206 45H204ZM230 46H232V45H230ZM25 47H30V49H34V50H41V51H39V53L46 59V61L45 62H43V63H39L38 62V59H40L38 56L37 57H35V56H30L29 54L28 55H26V56H24V57H21L22 56V54H20L21 52H26V48ZM147 47H148V50L150 51V53L151 54H153V55H149L150 57H148L146 54H139L138 56V63H136V62H133V63H131V62H128V64H126V65H128V68H130V69H132V70H138V79H142V80H147L148 82H147V84H152L155 88H160L162 91L164 90L163 89V86L162 85H158L157 84V82H156V84H157V86L155 85V84H153V82H154V80L156 79V78H153V75H152V73H150L151 71L153 72V71H155L154 69H153V67L152 66H154L155 65V63H156V65H157V63L158 62H156V58H159V56L160 55H163V57H164V53L165 54H167L168 55V53H166V51L167 52H169L170 53V51H168V50H166L165 51V49H166V47H165V49H163L162 50V48L160 49V47H158L156 44H154V43H152V45L150 44V42H149V44H147ZM172 47V46H171ZM171 47H170V49H171ZM181 47H183V46H181ZM186 47V46H185ZM191 47V46H190ZM197 47V49H198V46H196ZM204 47V53H202V54H205V52L208 50H206V48ZM116 48V47H115ZM150 48V49H149ZM187 48V47H186ZM241 48V47H240ZM240 48H232V47H227L226 48V54H228L227 56H230V57H232V59L234 60V59H236L237 60V62L235 63V62H233V61H229V62H231L230 64H229V62L227 61V60H224V61H227V63L226 64H223L220 68H219V71H217L216 72V74L217 75H215L214 76V79L216 78V86H217V88H218V93L216 94L215 93V95H216V98L218 97H220V98H223V99H230V100H236V102H238L237 104H239L238 105V107H237V112L236 111H234V112H236V113H238L237 115H231L230 113H228L229 111V109L226 111V107H229L228 105L229 104H226V106L225 107H223V108H221V113H220V115H219V113H218V117L214 114V116H216L217 118H218V124L216 125V123H217V121L215 122V121H213V123L211 122V127H212V129H214L215 127L216 128H218V131L216 130H214V132H215V135H216V132H227V133H225V134H227L228 136H230V137H232L231 135L232 134H230L229 132H233V134L236 132H238V131H240V127L244 124V120H247V115H248V119H249V117H251L252 115H251V113H250V115L248 114L249 113V111H247L248 113H246V105H245V102L246 103H252V104H254V106H255V104L256 103H253L254 101H256L257 100V96L256 95H258L257 94V90H256V87L254 88V82L253 81H255V80H258L259 78L258 77H260V76H258L257 77V75L259 74L258 72H260V68L258 67V64H253V63H251V62H248L249 61V59L247 60V54H245V55H243V56H241V54H240ZM111 49V48H110ZM117 49V48H116ZM141 49V48H140ZM144 49H146L147 50V48H145V46H144ZM168 49V48H167ZM172 49H174V47H172ZM171 49V50H172ZM183 49V48H182ZM195 49V48H194ZM230 49V50H229ZM113 50V49H112ZM123 50V49H122ZM147 50V51H148ZM178 51H179V49H177ZM177 50H175V52L177 51ZM188 50V49H187ZM196 50V49H195ZM17 51H21L20 53H17ZM148 51V52H149ZM161 51H163V52H161ZM181 51V50H180ZM184 51V50H183ZM183 51H181L180 52V55H181V53L183 52ZM186 51V50H185ZM184 51V52H185ZM189 51V50H188ZM211 51V50H210ZM142 52V51H141ZM144 52V51H143ZM187 52V51H186ZM198 52V51H197ZM221 52V51H220ZM160 53H163V54H160ZM177 53H179V52H177ZM188 53V52H187ZM207 53V52H206ZM253 53V52H252ZM25 54V53H24ZM194 54V53H193ZM198 54V53H197ZM21 55V56H20ZM39 55V54H38ZM155 55V56H154ZM166 55V58L168 59V56ZM171 55H175L174 53L172 54V52H171V54H170V56ZM182 55H186L185 53L184 54H182ZM189 55V54H188ZM187 55V56H188ZM213 55H215V54H213ZM213 55L212 56H210L211 57V59H212V57H213ZM220 55V54H219ZM251 55V54H250ZM169 56V57H170ZM186 56V57H187ZM204 56H206V55H204ZM209 56H208V58H209ZM241 56V57H240ZM162 56H160V59H162L161 58ZM189 58L188 59H191L190 58V56H188ZM215 57V56H214ZM249 57V56H248ZM5 58H8L7 60L5 59ZM173 58H175V56H173ZM198 58V57H197ZM207 58V57H206ZM252 58H254V57H252ZM114 59V58H113ZM160 59H158L157 61H160ZM166 59V60H167ZM210 59V60H211ZM214 59V58H213ZM231 59V60H232ZM165 60V62H164V65H166L165 66V69L166 70H162V73H165V75L167 74L166 72H168V62ZM187 60V59H186ZM230 60V59H229ZM244 60H247L246 62H248V63H245V61ZM255 60H256V58H255ZM164 61V60H163ZM196 61V60H195ZM258 61V60H257ZM257 61H256V63H257ZM126 62H127V60H126ZM183 62V61H182ZM182 62L181 63H179L180 64V67H181V65H182ZM198 62H200V59H199V61ZM210 62V61H209ZM254 62V61H253ZM175 63V62H174ZM184 63V62H183ZM189 63V62H188ZM191 63V62H190ZM193 63V62H192ZM195 63V62H194ZM193 63V64H194ZM93 66H92V65ZM124 64V63H123ZM137 64H138V68H137ZM178 64V63H177ZM198 64V63H197ZM87 65H91L92 66V68H89L90 66H88L87 67ZM119 65V66H118ZM186 65H187V62H186ZM191 65V64H190ZM195 65H196V63H195ZM199 65V64H198ZM205 65V64H204ZM252 65H254L253 66V68L251 67ZM117 66V67H116ZM121 66H122V64H121ZM188 66V65H187ZM187 66H185V67H187ZM206 66V65H205ZM209 66H211V65H208V66H206V67H208V68H210ZM127 67V66H126ZM155 67V66H154ZM162 67V66H161ZM184 67V66H183ZM182 67V68H183ZM184 67V68H185ZM195 67H197V66H195ZM116 68H118V70L116 69ZM155 68H157V66L155 67ZM182 68L179 70L180 71V73H181V71L183 72V73H185V71L184 70H182ZM199 68V67H198ZM197 68V69H198ZM126 69V68H125ZM172 69V68H171ZM186 70V69H185ZM188 70V69H187ZM186 70V72L188 73V71ZM190 71V73L189 74H183V75H186V77H188V76H190L191 78H192V80H196L197 79V77H198V79L201 77L200 76V74H202L199 70V72H200V74L198 73L197 74V72H195V74H197L196 76L194 75V74H192L191 75V73H192V71L194 70L193 69V67H192V65H191V67H190V69H189ZM134 72V71H133ZM171 72V71H170ZM121 73V72H120ZM156 73V72H155ZM159 73V72H158ZM161 73V74H162ZM169 73V72H168ZM157 74V73H156ZM170 74V73H169ZM159 75V74H158ZM168 75V74H167ZM181 75L182 74H180V77H181ZM263 75V74H262ZM128 76V75H127ZM135 76V75H134ZM179 76V75H178ZM203 76V75H202ZM123 77V76H122ZM133 77V76H132ZM154 77H156V76H154ZM180 77H179V79H180ZM14 78V77H13ZM131 78V77H130ZM166 78H170V77H166ZM219 78V79H218ZM258 78V79H257ZM260 78H263V77H260ZM132 79V78H131ZM177 79V78H176ZM264 79V78H263ZM128 80V79H127ZM135 80V79H134ZM168 80V79H167ZM225 80H228V82L226 81L225 82ZM4 81V82H5ZM10 81H11V78H10ZM9 81V82H10ZM53 81H55V82H53ZM141 81V80H140ZM170 81H172L173 82V80H170ZM169 81V82H170ZM177 81V80H176ZM2 82V81H1ZM35 82V81H34ZM125 82V81H124ZM121 83V82H120ZM127 83V82H126ZM177 83L178 82H176V86H177ZM259 83V82H258ZM10 84H12V82L10 83ZM33 84V83H32ZM31 84V85H32ZM167 84H169L168 82H167ZM173 84V83H172ZM35 85H37V84H35ZM119 85V84H118ZM120 85H122V84H120ZM126 85V84H125ZM262 85H264V84H262ZM123 86V85H122ZM4 87V86H3ZM7 87V86H6ZM20 87V88H21ZM117 87H119V86H117ZM124 87H126L127 88V85L126 86H124ZM173 87H174V85H173ZM31 88H33V86L31 87ZM30 88V89H31ZM35 88V87H34ZM122 87H120V89H119V91L120 90H122L121 89ZM151 87H148V85H147V87H145V92H146V94L148 93L147 92V90L148 89H150ZM155 88H151L152 90H154L155 91V93H156V90H155ZM263 88H264V86H263ZM130 89V88H129ZM132 89V88H131ZM36 90V89H35ZM256 90V91H255ZM16 90H14L13 92H15ZM123 91H125V89L123 90ZM154 91H153V94H155L154 93ZM165 91V90H164ZM258 91H259V89H258ZM264 91V90H263ZM1 92H2V90H1ZM118 92V91H117ZM120 92H122V91H120ZM151 92V91H150ZM4 93V92H3ZM9 93V92H8ZM85 94L84 96H86V97H82V95L79 97H77V94ZM108 93V92H107ZM113 93V92H112ZM126 93V92H125ZM133 93V92H132ZM131 93V94H132ZM261 93V92H260ZM16 94H18V93H16ZM27 94H28V92H27ZM26 94V95H27ZM96 94V93H95ZM117 94V93H116ZM30 94H28V96H29ZM33 95H36V94H33ZM94 95V94H93ZM97 96L95 97V98H99L98 100H100V101H102V102H105V100L107 101V100H109V99H106L107 97L106 96H104V95H98V94H96ZM123 95V93L120 95V96H122ZM125 95V94H124ZM150 95V94H149ZM30 96H32V95H30ZM114 96V95H113ZM116 96V95H115ZM261 96V95H260ZM18 97H21L19 94H18ZM34 97H36V96H34ZM33 97V98H34ZM64 97H66V101H62V99H64ZM74 97H76V98H74ZM91 97V96H90ZM215 97V96H214ZM214 97H212V98H214ZM258 97H259V95H258ZM94 98V99H95ZM111 98V97H110ZM113 98V97H112ZM162 98H165V97H162ZM24 99V100H25ZM91 99H93V98H91ZM166 99H168L167 97H166ZM263 99V98H262ZM90 100V99H89ZM96 100V99H95ZM140 100V99H139ZM259 100V99H258ZM257 100V101H258ZM91 101V100H90ZM94 102V101H93ZM96 102V101H95ZM140 102V101H139ZM92 103V102H91ZM131 103V102H130ZM231 103V102H230ZM58 104V103H57ZM158 104L160 105V101H156V104H155V107L156 106H158ZM168 104V103H167ZM232 104V103H231ZM7 104H5L4 106H6ZM74 105V106H73ZM79 105V104H78ZM126 105V104H125ZM139 105H142L141 103L139 104ZM233 105V104H232ZM231 105V106H232ZM2 106V105H1ZM3 106V107H4ZM10 106H8V107H6V109H8V110H10ZM35 106H37V107H35ZM97 106V105H96ZM101 106V105H100ZM129 106V105H128ZM233 106H235V105H233ZM2 107V108H3ZM59 107V106H58ZM91 107V106H90ZM102 108L103 107H105V106H101ZM109 107V106H108ZM257 107V106H256ZM61 108V107H60ZM59 108V109H60ZM83 108V107H82ZM88 108H89V106L87 107V108H85V109H87L86 110V113H84L85 115H90L89 114V112H91L90 110H88ZM98 108V107H97ZM96 107H95V110L97 109ZM128 108V107H127ZM164 108V107H163ZM233 108V107H232ZM259 108V107H258ZM43 109V108H42ZM41 109V110H42ZM73 109H75V107L73 108ZM79 109V108H78ZM94 109V108H93ZM92 109V110H93ZM99 109V108H98ZM108 109V108H107ZM217 109V108H216ZM236 109V108H235ZM7 110V111H8ZM25 110V111H24ZM27 110V111H26ZM44 110V109H43ZM52 110H54V108L52 109ZM51 110V111H52ZM84 110V109H83ZM133 110V109H132ZM12 111V112H13ZM36 111V110H35ZM82 111V110H81ZM163 111V110H162ZM219 111H217V112H219ZM9 112V111H8ZM11 112V111H10ZM17 112V113H18ZM22 112H20L21 114V116H22ZM33 112V111H32ZM53 112V111H52ZM83 112H85V110L83 111ZM114 112V111H113ZM216 112V111H215ZM232 112H233V109H232ZM16 112H14V114H15ZM31 113V112H30ZM70 113V112H69ZM68 113V114H69ZM3 114V113H2ZM11 114V113H10ZM110 114V113H109ZM13 115V114H12ZM18 115V114H17ZM20 115H18L19 117H20ZM24 115V114H23ZM78 115V114H77ZM80 115V114H79ZM84 115V116H85ZM92 115V114H91ZM103 115V114H102ZM122 115V114H121ZM15 116H16V114H15ZM99 116H101V115H99ZM98 116V117H99ZM130 116V115H129ZM255 116V115H254ZM46 117H48V116H46ZM51 116H49V119H48V122L45 124L44 123V127H42V126H39V125H37L36 124V122L34 121V123H30L29 124V126L30 127H33V128H36L37 129V131H38V129H40V131H42L43 133H45V134H48L49 135V133H48V131H49V128L51 129V130H55V132H58V133H60L59 134V140L60 141H62V144H60V146L57 144V143H50V147L48 146V145H46L45 143H44V141L43 142H38V141H35V140H30V143H31V141H33V142H35L34 144L36 145V154H38V156H34V154H28V155H26V153H25V155H23V156H15V153H14V150H13V148L11 147V149L13 150H10L9 148H10V146H9V148L7 147L8 146V144L6 145V147H5V149H2V147L4 148V146L5 145H2V144H4L3 142H1L2 144H1V148H0V152H1V154L3 153V155L4 156H12L13 157V160H14V162L13 163H16V164H12V165H16V166H18V165H20V166H22L23 168H27L28 166H29V168L31 167L30 165H29V163H33V161H35L36 162V160H37V158H38V160H39V163L42 165V166H44V165H47V164H53L52 162H54L55 163V166L57 167V169L58 170H60L62 173L61 174H63V175H57V174H55V171L56 170H54V173H53V175H52V177H50V176H41V175H36L35 177L34 176H31V174H30V176L32 177V178H30V180L31 179H33L32 181H31V183H30V181H29V179L28 178H26L28 181H25L26 179L25 178H23L22 176H25V175H23V173L24 172H22V176L21 177H19L20 175H18L17 173H19V172H17V171H15V170H13V171H15L16 173H14L15 174V176H16V174H17V176L20 178V179H18V177H14V176H12L14 179L15 178H17L20 182L22 181H25L26 183V188L27 187H29V186H35L36 187V190L38 189H43V191L44 192H36V191H32V190H29V192L31 193H29L27 190V192L29 193V196H27V194H25L24 196H22V194H23V192H25V191H23L22 189V193H20L19 192V194L18 193H15L14 192V190H16V189H18L19 188V186H18V188H16V187H13V188H11L12 190L11 191H9V189L10 188H8L9 187V181L8 180H11L10 178L7 180L6 179V181L8 182V187H6V182H5V180L4 181H2V182H5L4 184H6V185H4L5 186V188H4V186H3V184L0 182V206H9V207H11V206H13V207H16V208H18V213H20V214H25V218L30 222V221H32L33 223L32 224H35V227H37L38 229H40V231L41 232H44V233H49V231L50 230H52V228H54L55 226H57V230H58V234H69L70 236H68L67 238H64V239H60V242H58L57 244H53V245H51L52 243H51V239L49 238V239H47V238H45V237H41V238H38V240H32V239H30V238H34V237H31V235L32 234H29L28 232V236H30V238H28L27 237V235H26V237H27V239H19V237H15V235H13V236H10V234L12 235V234H15L16 233V231H14L13 232V230L10 232V230H8L7 228H5V226L3 225L4 223H0V233H2L3 234V236L4 235H6V236H10L11 238L12 237H15V239L16 240H11V239H8L7 238V240L8 241H6L5 242V240H6V238H5V240L4 241H0V253L2 254V253H4L5 255H7V257H8V255L10 254L11 256L13 255V254H19V255H21V254H26L27 252H29V251H32V250H34L35 249V252H36V250H38V248L40 247V246H44L45 244V246H48L49 244L51 245H49L48 247L50 248H45V246L43 247V250H45V249H47V250H45L44 252H43V250H42V252L40 251V250H38V251H40L43 255H45L44 257L42 256V259H41V261H37L39 264H48V263H50L49 262V260H56V259H58V260H60L61 261V264H90V262H92L90 259V257H91V254H90V252H93V253H95V252H97L96 251V247L98 246L97 244H101L102 245V247L104 248H107V247H109L110 245H109V243L110 242H108L107 240H109L110 241V239L109 238H107V234H105V233H102L101 234V236L99 237V238H97V240H98V242H92V243H90V245H89V243L88 244H86V246L84 247V246H79L78 244H81L80 243V241H77L76 239H77V237H76V239L74 238V237H72L73 236V231L76 229V230H80V232L82 231V227L83 226H85L86 224H84L85 222H87V224L89 223L88 221H87V219H93V221L96 219V220H98V221H96V222H98V223H102V224H98V226H100V227H105L106 225L107 226H109L108 224L109 223H111V222H123L124 223V220L122 219V217H121V215H119L120 216V218H119V216L118 217H115L114 215H112V213L111 212H109V214L107 213H105V212H100V210L98 211V212H96V213H98L97 215H98V217H97V215H96V217H94L95 215H93L92 213H88V212H86L85 213V211H83L82 209H80V208H82V205H83V208H85V207H87L88 205L87 204H92V203H95V204H98V203H102V204H104V203H106V204H104V205H112L113 206V204L115 205L114 206V210H116V211H119L120 212V207L122 208L123 206H124V204L123 203H118V202H120L122 199H121V194L120 193H118V195L120 194V198H118L115 194H116V192H117V190H119V191H123V190H125V191H127L128 192V186H129V183L130 182H128V180L126 181H121L120 182V178H116V179H114V182H113V184H111L110 183V181H108L107 179L109 178L110 179V177H112V175H111V173H115V171H119V170H121V168L120 167H107V172L106 173H104V172H101V176H102V178L101 179H99V180H96V178L95 177H92V176H94V171H92L93 170V168H88V170H86V168H87V165H85L84 166V164L86 163L85 161L88 159V158H91V157H89V156H91L90 154H92V156L93 155H95V151H96V149L97 148H102V143L100 142V141H98L97 139V143H98V145H96L97 143H94L95 145H96V147L94 146L93 147V149L92 150H88L87 152H81V151H79V141H78V139H80L81 137H83V136H85V134H83L82 132L81 133H78L77 132V138L75 137V136H73L71 133H68V131H67V128L68 127H65L64 126V128H62L63 127V125H64V120H58V119H51L50 118ZM87 117V116H86ZM85 117V118H86ZM89 117V116H88ZM104 117V116H103ZM107 117H108V114H107ZM107 117H105V118H107ZM133 117V116H132ZM215 117V118H216ZM241 117L243 118V119H241ZM253 117V116H252ZM251 117V119H249V123L251 122L250 120H252V122L254 121L253 120V118ZM256 117V116H255ZM0 118H1V116H0ZM7 118H9V119H12V120H15V117H7ZM16 118H17V116H16ZM79 118H82V117H79ZM105 118H103L104 120H105ZM109 119H110V117H108ZM18 119V118H17ZM19 119H21V118H19ZM18 119V120H19ZM101 119V118H100ZM127 119V118H126ZM134 119V118H133ZM8 120V119H7ZM17 120V121H18ZM79 120V119H78ZM93 120V119H92ZM91 119H90V121H92ZM99 120V119H98ZM108 120V119H107ZM124 120V119H123ZM131 120H132V118H131ZM1 121V120H0ZM2 121H4V120H2ZM28 121H30V120H28ZM71 121H72V123H73V128L74 129H76L77 130V123H76V125H75V122H76V119H71ZM70 121V122H71ZM88 121V120H87ZM118 121V120H117ZM129 121V120H128ZM127 121V122H128ZM5 122V121H4ZM3 122V124H5ZM8 122V121H7ZM61 122H63V124L61 123ZM66 122V121H65ZM81 122V121H80ZM86 122V121H85ZM84 122V123H85ZM100 122V121H99ZM108 122V121H107ZM110 122V121H109ZM121 122V121H120ZM124 122H126V121H124ZM134 122H136V121H134ZM247 122H248V120H247ZM257 122H259V121H257ZM256 122V123H257ZM261 122V121H260ZM9 123V124H8ZM8 123H6L5 125H11L10 124V122H8ZM11 123H13V122H11ZM82 123V122H81ZM103 123V122H102ZM111 123H112V120H111ZM118 123H119V121H118ZM129 123V122H128ZM215 123V124H214ZM246 123V122H245ZM1 125H2V122L0 123ZM15 126H17L18 124L17 123H13ZM42 124V123H41ZM109 124V123H108ZM121 124V123H120ZM127 124V123H126ZM130 124V123H129ZM253 124V123H252ZM261 124V123H260ZM14 125H12V127H14ZM20 125H22V124H20ZM124 125V124H123ZM134 125H135V123H134ZM133 125V122L131 123V125L130 126H133V127H125V128H123V126H121L120 128L121 129H119L117 132H113V133H115L113 136H112V139H111V137H110V139H111V141L110 142H112L111 144H115V143H120L119 142V140L121 141L122 139H124V140H126V143H128V142H130V140H129V137H132V136H134L132 133L133 132H135V133H138V129L137 130H135V126ZM138 125V124H137ZM262 125V124H261ZM261 125H260V127H261ZM4 126V125H3ZM19 126V125H18ZM25 126H27V124H25ZM80 126V125H79ZM109 126V125H108ZM111 126V125H110ZM124 126H126V125H124ZM249 126H251L250 124H249ZM255 126V125H254ZM257 126H258V124H257ZM6 127V126H5ZM49 127V128H48ZM76 127V128H75ZM83 127V126H82ZM103 127V126H102ZM136 127H138V126H136ZM244 127H247V123H246V126H244ZM1 128V127H0ZM7 128H10L9 126H7ZM71 128V127H70ZM70 128H68V129H70ZM84 128V127H83ZM107 128V127H106ZM243 128V127H242ZM3 129H5V128H3ZM72 129V128H71ZM73 129V130H74ZM90 130V129H89ZM67 131V132H66ZM100 131V130H99ZM243 130H241V132H242ZM55 132H53V133H55ZM85 132V131H84ZM87 132V131H86ZM39 133V132H38ZM52 133V132H51ZM74 133V132H73ZM92 133V132H91ZM76 134V133H75ZM132 134V135H131ZM230 134V135H229ZM239 134H240V132H239ZM238 133H237V136L239 135ZM47 135V136H48ZM58 135V134H57ZM93 135V134H92ZM226 135V136H227ZM94 136V135H93ZM223 136H225V135H223ZM27 138H28V136H26ZM229 137V138H230ZM38 138V137H37ZM56 138V137H55ZM102 138V137H101ZM100 138V139H101ZM233 138H234V136H233ZM18 139V138H17ZM21 140H22V138H20ZM109 139V138H108ZM27 140V139H26ZM95 140V141H96ZM124 140H122V141H124ZM224 140V139H223ZM222 140V144L220 143V141H219V143L222 145V148H224V150H226L227 148L228 149H231L230 147H229V145H227L228 147L227 148H225L226 146L223 144V142H225V140L223 141ZM240 140V139H239ZM50 141V140H49ZM83 141H85V139L83 140ZM93 141V140H92ZM158 141V140H157ZM236 141H238V139L236 140ZM242 143H243V141L242 140H240ZM239 141V143H241ZM17 142H19V140L17 141ZM24 142H26V141H24ZM23 142V143H24ZM109 142V143H110ZM230 142H232V141H230ZM235 142V141H234ZM264 142V141H263ZM28 144V146L29 145H31V144ZM82 143V142H81ZM108 143V142H107ZM131 143V142H130ZM133 143H136V142H133ZM218 143V145H220ZM228 143V142H227ZM226 142H225V144H227ZM237 143V142H236ZM238 143V144H239ZM257 144L259 143V142H256ZM255 143V144H256ZM21 144V143H20ZM19 144V145H20ZM33 144V143H32ZM33 144V145H34ZM237 144V145H238ZM16 145V144H15ZM15 145H14V147H15ZM82 145V144H81ZM80 145V146H81ZM221 145H220V147H221ZM232 145H233V147H232V149L234 150V149H239V147L238 148H235L234 147V145L235 146H237L235 143L233 144L232 143ZM240 145V144H239ZM238 145V146H239ZM242 145V147H243V144H241ZM244 145H246V144H244ZM260 145H262V144H260ZM264 145V144H263ZM23 146H25V145H23ZM27 146V145H26ZM111 146V145H110ZM115 146H117V145H115ZM127 146V145H126ZM130 146V145H129ZM17 147V146H16ZM15 147V148H16ZM30 147H33L32 145L30 146ZM35 147V146H34ZM82 147V149L83 150H86V149H84V148H87L88 149V147H84V145H82L81 146ZM84 147V148H83ZM122 147V146H121ZM131 147V146H130ZM219 147V148H220ZM248 147V146H247ZM246 147V148H247ZM249 147H251V146H249ZM254 147V146H253ZM264 147V146H263ZM190 148V147H189ZM218 148V150L220 151V149H221V152H222V148H220L219 149ZM246 148H241V151H242V153H241V155H242V161H239V164H240V167H241V169L242 170H244V169H246L247 170V167H249V166H252V165H254V164H252V159H254V158H256V156H259L260 154H262L261 152H256V154H255V157L254 156H252L251 155V157H252V159L250 160V157L248 156V154H247V152L249 151H247V150H245ZM256 148L257 147H255L254 149L256 150ZM34 149V148H33ZM125 149V148H124ZM124 149L122 150L123 152H124ZM227 149V150H228ZM249 149V148H248ZM253 149V148H252ZM253 149V150H254ZM98 150H100V149H98ZM109 150V149H108ZM131 150V149H130ZM24 151V150H23ZM23 151H22V153H23ZM79 151V152H78ZM132 151V150H131ZM186 151V150H185ZM229 151V150H228ZM238 151V150H237ZM237 151H235L234 150V152H236L237 153ZM250 151H252L251 149H250ZM18 152V151H17ZM20 152V151H19ZM25 152H27V150L25 151ZM123 152H120V153H123ZM239 152V151H238ZM28 153V152H27ZM29 153H31V152H29ZM129 153V152H128ZM127 153V154H128ZM189 153V152H188ZM211 153V152H210ZM224 153H226V152H224ZM236 153H233L234 155H236ZM249 153V152H248ZM24 154V153H23ZM130 154V153H129ZM184 154V153H183ZM238 154V153H237ZM252 154V153H251ZM19 155V154H18ZM131 155V154H130ZM228 155V154H227ZM232 155V154H231ZM230 154H229V157L231 156ZM250 155V154H249ZM254 155V154H253ZM2 156V155H1ZM12 157H11V160H12ZM37 157V158H36ZM172 157H173V154H172V150H170L169 149V147L166 145V141H165V139L164 140H161V141H158V142H155V144L152 146V148H150L149 150H147V153H146V156H145V159H147V163H146V166H147V168H149L151 171H154V169L156 170H159V168L160 169H162L161 167L162 166H164L165 164H168V163H170V162H172ZM227 157V156H226ZM232 157V156H231ZM130 158V157H129ZM0 159H2L1 157H0ZM6 159V158H5ZM8 159V158H7ZM6 159V160H7ZM36 159V160H35ZM235 159V158H234ZM233 159V160H234ZM10 160V159H9ZM10 160V163L12 162ZM96 160V159H95ZM94 160V161H95ZM99 160V159H98ZM98 160H96V161H98ZM176 160V159H175ZM228 160H230V159H228ZM227 160V161H228ZM233 160H230V162L231 161H233ZM264 160V159H263ZM2 161H3V164H4V166L5 165H7V163H4V161L5 160H3L2 159ZM170 161V162H169ZM177 161V160H176ZM236 161V160H235ZM7 162V161H6ZM128 162V161H127ZM226 162V161H225ZM229 162V161H228ZM223 163L222 165V174L224 175V172L226 173V170H224V169H226L228 166H229V164L230 163ZM87 163H88V161H87ZM98 163V162H97ZM135 166L133 167V168H131L130 166H129V169L132 171V169H134L136 166H137V162H132ZM95 164V163H94ZM8 165H9V163H8ZM11 165V164H10ZM32 165V164H31ZM35 165H37V164H35ZM89 165H90V163H89ZM92 165V164H91ZM145 165V164H144ZM34 166V165H33ZM145 166V167H146ZM257 166V165H256ZM90 167V166H89ZM145 167L144 166H142L141 168H140V174L141 175H145V171H144V169H145ZM21 168V167H20ZM33 168H35V166L33 167ZM39 168H42L41 166L39 167ZM4 170H5V168H3ZM22 169V168H21ZM28 169V168H27ZM37 169H38V167H37ZM48 169V168H47ZM164 169V168H163ZM3 170V171H4ZM41 170V169H40ZM43 170V169H42ZM260 170H262V169H260ZM1 172H2V170H0ZM9 171H11V170H9ZM13 171L12 172H8V171H4L5 172V174H7L8 175V173H10L11 175L13 174ZM262 171H264V170H262ZM6 172H8V173H6ZM120 172V171H119ZM220 172V173H221ZM245 171H242V173H244ZM3 173V172H2ZM73 173V177H71L72 174ZM121 173H123V171L121 170ZM175 173V172H174ZM264 173V172H263ZM263 173L262 174H260L259 173V176H262V177H260V178H264L263 177ZM1 174V173H0ZM25 174V173H24ZM47 174V173H46ZM58 174H60V173H58ZM65 174H69V176L70 177H68L67 175H65ZM122 175V174H121ZM226 175V174H225ZM229 175V174H228ZM241 175V174H240ZM123 176V175H122ZM9 177H10V175H9ZM117 177V176H116ZM3 178V177H2ZM8 178V177H7ZM1 179V178H0ZM4 179V178H3ZM17 179H15V180H17ZM24 179V180H23ZM34 179L37 181L36 183L34 182ZM128 179V178H127ZM115 180H116V182H115ZM1 181V180H0ZM112 181V180H111ZM12 183H16V182H14V181H11ZM11 182H10V185H11ZM34 182V183H33ZM18 183V182H17ZM17 183L14 185V186H16L17 185ZM264 183V182H263ZM18 185H19V183H18ZM22 185V184H21ZM117 185H119V186H117ZM252 185H254V184H252ZM12 186H13V184H12ZM25 186V185H24ZM16 188V189H15ZM22 188H24V187H22ZM150 188V187H149ZM155 188V187H154ZM151 189V191L153 190V192H154V190L155 191H157L158 189ZM35 189V188H34ZM135 189V188H134ZM4 190L6 191V190H8V192L11 194L10 195V198H6V199H4V198H1V194L4 192ZM20 190V189H19ZM39 190V191H40ZM146 190V189H145ZM18 191V190H17ZM143 191V190H142ZM26 192V193H27ZM132 192V191H131ZM145 192H149V193H153V192H150L149 190L148 191H145ZM145 192H144V194H145ZM125 193V192H124ZM123 193V194H124ZM21 194V195H20ZM77 194V195H76ZM142 195V196H144L145 197V195ZM148 193H146V196L148 197L149 195H147ZM5 194H3L2 195V197L4 196ZM9 195V194H8ZM31 195V196H30ZM124 196V195H123ZM5 197V196H4ZM6 197H9V196H6ZM122 198H124V197H122ZM135 198V197H134ZM139 198V197H138ZM136 200V198L134 199V201ZM152 200V199H151ZM204 200V199H203ZM89 201H91V202H89ZM132 201V200H131ZM130 200H129V202H131ZM133 201V203L132 204H135V202ZM138 202V201H137ZM259 202V201H258ZM66 203H73V207L75 206V208H74V210L75 209H77L78 211H76L77 213H78V215H77V218L76 219H74V223L75 224H70L69 222H70V220L71 219H73V217H72V215H71V219H68V216H67V219L64 221V222H68V223H65V224H55L54 225V220H44V219H42V218H40L39 217V213L36 215L35 214V216H38V217H36V218H34L33 216L34 215H31L32 214V212H35V211H39L41 208H45V211H46V209L48 210V211H50V212H52V214L54 213V214H56V215H61L62 213H65V214H67V212L69 213V208H67L66 207ZM86 204L87 206H85L84 207V204ZM139 203V202H138ZM153 203V202H152ZM151 203V206H150V209H151V211L152 210H154L153 208H158V207H156V204H155V202H154V205ZM159 203V202H158ZM264 203V202H263ZM137 204V203H136ZM150 204V203H149ZM68 205V204H67ZM147 204H145V206H146ZM257 205H258V203H257ZM261 205V204H260ZM71 206H72V204H71ZM92 206H95V205H92ZM137 206V205H136ZM148 206V205H147ZM264 206V205H263ZM125 207V208H124ZM123 208L124 209H130L129 208V206L127 205V206H124ZM89 208V207H88ZM88 208H86V210L87 211H89L88 210ZM95 208V207H94ZM97 208V207H96ZM95 208V209H96ZM160 208H162V207H160ZM257 208V207H256ZM260 208V207H259ZM159 209V208H158ZM261 209V208H260ZM3 210V209H2ZM11 209H9V210H7L8 212L10 211ZM42 210V209H41ZM40 210V211H41ZM92 210H94L93 208H92ZM263 210V212H264V208L262 209ZM4 212L6 211V210H3ZM3 211H0V213H2ZM12 211H15V210H12ZM44 211V210H43ZM91 211V210H90ZM96 211V210H95ZM109 211V210H108ZM127 211H129V210H127ZM150 211V212H151ZM158 210H156V211H154V213L157 215L158 213H160L159 211L157 212ZM11 212V211H10ZM50 212H48V213H50ZM148 212H149V209H148ZM153 212V211H152ZM152 212L151 213H148V214H150V217L148 218V219H150V222H148V224L149 223H153V221H155V216H154V218L153 217H151V216H153V214H152ZM13 213H15V212H13ZM72 213V212H71ZM75 213V212H74ZM76 213V214H77ZM9 214H11V213H9ZM29 216H28V215ZM92 214V215H91ZM161 214V213H160ZM159 214V215H160ZM51 215V214H50ZM236 213H235V217H236ZM260 215V214H259ZM66 216V215H65ZM158 216V215H157ZM156 216V217H157ZM262 216V215H261ZM21 217V216H20ZM55 217V216H54ZM56 217H58V216H56ZM61 217V216H60ZM92 217H94V218H92ZM159 217V216H158ZM237 217H238V215H237ZM4 218V217H3ZM2 218V219H3ZM22 218H24V217H22ZM21 218V219H22ZM85 218H87L86 219V221H85ZM120 219V220H117V219ZM243 218V217H242ZM257 218V217H256ZM263 218V217H262ZM5 219V218H4ZM64 219V218H63ZM152 219V220H151ZM25 220V219H24ZM60 220V219H59ZM58 220V221H59ZM62 220V219H61ZM114 220H116V221H114ZM254 220V219H253ZM4 221V220H3ZM52 221V222H51ZM73 221V220H72ZM100 221V222H99ZM257 221V220H256ZM264 221V220H263ZM4 222H7V220L6 221H4ZM24 222V221H23ZM96 222H95V224H96ZM239 222V221H238ZM242 222V221H241ZM254 222V221H253ZM260 222V221H259ZM18 223V222H17ZM59 223V222H58ZM147 223V221L144 223V224H146ZM235 223V222H234ZM233 223V224H234ZM257 223V222H256ZM264 223V222H263ZM7 224V223H6ZM8 224H9V221H8ZM25 224V223H24ZM32 224H29V225H27V223L24 225L25 227H27V228H29V229H31L32 227H34V226H32ZM142 224H143V222H142ZM143 224V225H144ZM147 224V225H148ZM226 224V223H225ZM23 225V224H22ZM111 225V224H110ZM153 225V224H152ZM191 225V224H190ZM223 225V224H222ZM231 225H232V223H231ZM246 225V224H245ZM255 225V224H254ZM263 225V224H262ZM10 226V225H9ZM18 226V225H17ZM247 226V225H246ZM12 228H13V226H11ZM95 227V226H94ZM100 227H98V228H100ZM142 227V226H141ZM143 227H145V226H143ZM229 227V226H228ZM234 227V226H233ZM232 227V229H234ZM235 229H236V234L239 236V235H241V234H243L242 233V230L244 231V229L245 228H243L244 226H242V224H235ZM251 227V226H250ZM254 227V226H253ZM27 228H25V229H27ZM92 228V227H91ZM91 228H90V230H91ZM108 228V227H107ZM110 228V227H109ZM140 228V227H139ZM147 228H149V225H148V227H146V229ZM19 229V228H18ZM24 229V228H23ZM23 229H21L22 230V232H23ZM33 229V228H32ZM72 229H73V231H72ZM87 228H85V230H86ZM89 229V228H88ZM112 229V228H111ZM207 229H208V227H207ZM15 230H17V228L15 229ZM84 230V229H83ZM143 230V229H142ZM142 230L140 231V232H142ZM145 230V229H144ZM148 230V229H147ZM163 230V229H162ZM209 230V229H208ZM222 230V229H221ZM228 230V229H227ZM249 230V229H248ZM248 230H246L245 232H247ZM17 231H19V230H17ZM26 231V230H25ZM88 231V230H87ZM100 231H103V232H105L104 231V229H102V230H100ZM151 231H152V229H150L149 231H146L149 235V238H148V241H150L149 243H153L155 246H157V243H156V237H154V233L152 234L151 233ZM187 231L190 233V235L193 233L192 232V228L190 227V226H188V229H187ZM191 231V232H190ZM223 231V230H222ZM221 231V232H222ZM261 231V230H260ZM13 232V233H12ZM21 232V233H22ZM53 232H56V231H53ZM84 232V231H83ZM108 232V231H107ZM109 232H110V230H109ZM143 232H145V231H143ZM142 232V236H143V233ZM145 232V233H146ZM204 232H205V230H204ZM228 232V231H227ZM47 233V234H48ZM52 233V232H51ZM146 233V234H147ZM253 233V232H252ZM1 234V235H2ZM16 234H18V233H16ZM43 234V233H42ZM53 234V233H52ZM200 234V233H199ZM257 234H258V232H257ZM260 234H262V232L260 233ZM18 235H20V237L22 238V234H18ZM17 235V236H18ZM24 236L23 237H25V232H24V234H23ZM34 235V234H33ZM55 235V234H54ZM84 234H82L81 236H83ZM91 235V234H90ZM193 235V234H192ZM234 236V241H237L238 242V240H237V238H238V236ZM255 235V234H254ZM259 235V234H258ZM263 235V234H262ZM35 237H37L36 235H34ZM44 236H48V235H44ZM50 236V235H49ZM64 236V235H63ZM80 236V235H79ZM148 236H145L146 238L148 237ZM202 236V235H201ZM261 236V235H260ZM260 236L258 237V238H260ZM5 237V236H4ZM9 237V238H10ZM25 237V238H26ZM39 237V236H38ZM145 237H143L144 238V240H145ZM250 237V236H249ZM253 237V236H252ZM233 238V237H232ZM248 238V237H247ZM30 239V240H29ZM35 239V238H34ZM37 239V238H36ZM80 239H82V238H80ZM79 239V240H80ZM202 239V238H201ZM244 239H245V237H244ZM250 239V238H249ZM261 239L263 240V238H262V236H261ZM11 240V241H10ZM86 240V239H85ZM144 240H142V241H144ZM142 241H141V243H142ZM146 241H147V239H146ZM240 241V240H239ZM260 241V240H259ZM258 241V242H259ZM88 242H89V238H88ZM240 242H242V241H240ZM263 242V241H262ZM140 243V244H141ZM235 243V242H234ZM243 243V242H242ZM242 243H241V246L240 247H243L244 246V244H243V246H242ZM82 244H83V242H82ZM144 244V243H143ZM142 244V245H143ZM145 244H147V243H145ZM145 244L143 245V246H145ZM152 244V245H153ZM222 244V243H221ZM232 244V243H231ZM71 245V248H69V247H67V246H70ZM78 245V246H77ZM151 245V246H152ZM248 245H249V243H248ZM260 245V248H261V245H262V243L261 244H259ZM263 245H264V243H263ZM262 245V246H263ZM39 246V247H38ZM72 246H74L76 249H74V247H73V252H71V254H67L66 255V253L65 252H68V251H65L67 248L68 249H71L72 250ZM234 246V245H233ZM101 247V246H100ZM184 247V246H183ZM185 247H187V246H185ZM225 247V246H224ZM248 247V246H247ZM45 248V249H44ZM140 248V249H139ZM139 250L140 251H145V248H142V246H139ZM156 248V247H155ZM152 249V250H154L155 252H156V249ZM238 248H239V245H238ZM249 248V247H248ZM251 248V247H250ZM256 248V246L254 247V249ZM40 249V248H39ZM42 249V248H41ZM241 249V248H240ZM259 249V248H258ZM262 249H263V247H262ZM70 250V251H71ZM242 250V249H241ZM245 250H246V247H245ZM37 251V252H38ZM69 251V252H70ZM250 251V250H249ZM248 251V252H249ZM255 251H256V249H255ZM259 251H260V249H259ZM263 251H264V249H263ZM33 252V251H32ZM213 252V251H212ZM80 253H81V255H80ZM88 254L90 257L89 258H86V260H87V263H86V261H83V262H85V263H83L82 262V260L84 259L83 258V256H85V254ZM213 253H215V252H213ZM256 253H258V252H256ZM262 253V252H261ZM261 253H258V255L259 254H261ZM86 254V255H87ZM140 254V253H139ZM139 254H138V256H139ZM142 254V253H141ZM143 254H146V253H143ZM148 254V253H147ZM146 254V255H147ZM151 254V253H150ZM153 254V253H152ZM156 254V253H155ZM227 254V253H226ZM9 255V256H10ZM154 255V254H153ZM153 255H152V258L154 259V257H153ZM245 255H246V253H245ZM253 255V254H252ZM262 255V254H261ZM263 255H264V253H263ZM263 255L261 256L262 258H263ZM73 256V257H72ZM217 255L215 254V257H216ZM227 256V255H226ZM260 256V255H259ZM140 257V256H139ZM142 257V256H141ZM144 257V256H143ZM151 256H149V257H146V258H150ZM243 257V256H242ZM254 257V256H253ZM83 258V259H82ZM152 258H150L149 260H151ZM218 258V257H217ZM223 258V257H222ZM221 258V259H222ZM256 258H258V256L256 257ZM255 258V259H256ZM260 258V257H259ZM258 258V259H259ZM262 258H260L261 260H263ZM4 259V258H3ZM8 259V258H7ZM30 259V258H29ZM104 259V258H103ZM139 259V258H138ZM144 259V258H143ZM152 259V260H153ZM215 259V258H214ZM255 259L254 258H251V257H249L248 256V259H244V260H242L241 258L240 259H237V261H238V264H257V262H255ZM105 260V259H104ZM155 260V259H154ZM200 260V259H199ZM217 260V259H216ZM220 260V259H219ZM261 260H259V261H261ZM25 261V260H24ZM31 261V260H30ZM29 261V262H30ZM146 261V260H145ZM148 261V260H147ZM29 262H27V263H29ZM36 262V261H35ZM41 262V263H40ZM112 262V261H111ZM144 262V261H143ZM153 262V261H152ZM188 262V261H187ZM197 262V261H196ZM206 262V261H205ZM217 262H219V261H217ZM216 262V263H217ZM231 262V261H230ZM235 262V261H234ZM27 263H25V264H27ZM30 263H34V262H30ZM37 263V264H38ZM141 263V262H140ZM148 263V262H147ZM150 263V262H149ZM148 263V264H149ZM154 263V262H153ZM189 263V262H188ZM191 263V262H190ZM201 263H203V261L201 262ZM200 263V264H201ZM9 264V263H8ZM11 264V263H10ZM22 264H23V262H22ZM35 264V263H34ZM141 264H144V263H141ZM145 264H146V262H145ZM151 264V263H150ZM169 264V263H168ZM184 264V263H183ZM219 264H222V263H219ZM259 264H262L261 262L259 263Z\"/></svg>",
	"mask_w": 264,
	"mask_h": 264
},
{
	"label": "flooded vegetation",
	"instance_id": "obj_3",
	"mask_svg": "<svg viewBox=\"0 0 264 264\" xmlns=\"http://www.w3.org/2000/svg\"><path fill=\"white\" fill-rule=\"evenodd\" d=\"M161 61L164 60V59H160ZM155 143H153L152 145H154ZM166 145L168 146V143L166 142ZM169 147V146H168ZM162 168V167H161Z\"/></svg>",
	"mask_w": 264,
	"mask_h": 264
}]
</instances>
